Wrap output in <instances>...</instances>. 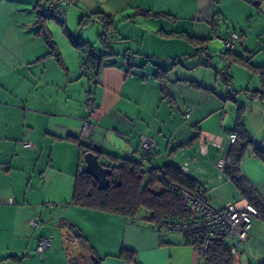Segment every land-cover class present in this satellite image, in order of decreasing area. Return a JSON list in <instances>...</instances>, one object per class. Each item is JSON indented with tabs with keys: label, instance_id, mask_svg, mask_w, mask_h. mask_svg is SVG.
Instances as JSON below:
<instances>
[{
	"label": "crops",
	"instance_id": "crops-1",
	"mask_svg": "<svg viewBox=\"0 0 264 264\" xmlns=\"http://www.w3.org/2000/svg\"><path fill=\"white\" fill-rule=\"evenodd\" d=\"M106 1L112 14L101 15L129 9V19H112L111 54L91 81L80 72L81 54L90 49L73 47L66 21L58 40L45 23L52 50L39 33V0H0V264H72L69 238L78 239L77 264H203L182 234L158 232L147 216L74 205L86 149L137 158L148 138L151 167L187 162L188 176L213 208L241 209L248 200L215 166L241 122L250 142L240 172L264 200V100L258 95L264 91V0ZM98 21L79 22L77 39L97 47L81 28ZM231 34L240 38L226 56L221 40ZM88 96L97 112L82 139ZM204 137L221 150L208 143L202 154ZM41 237L51 239L42 258L36 253ZM123 251L133 252L134 262L121 259ZM235 259L264 264V220L253 219Z\"/></svg>",
	"mask_w": 264,
	"mask_h": 264
},
{
	"label": "trees",
	"instance_id": "trees-1",
	"mask_svg": "<svg viewBox=\"0 0 264 264\" xmlns=\"http://www.w3.org/2000/svg\"><path fill=\"white\" fill-rule=\"evenodd\" d=\"M55 20L65 29L64 21L61 19ZM94 20H99L98 22L102 25V33L98 35L99 41L97 40L99 46L101 42V51H93L92 48L90 49L91 44L83 42L81 38H70L74 48L81 49L87 45L90 49L82 63L89 64V78L91 81L95 79L99 61L101 62L104 57L111 54V38L114 30H116L112 26L110 17ZM46 21L44 15L39 17V33L48 46L55 50V45L45 24ZM90 22L91 19H82L79 25L80 27H86ZM202 43L204 44L206 41L202 40ZM224 55L230 54L225 50ZM258 95L261 100H264V91H258ZM187 112L188 110L185 112V117ZM230 134H235L236 141L229 149L225 168L221 175L226 176L239 193L248 200L249 205L256 209L257 214L255 217L264 220V200L240 172V162L250 142L249 136L241 122H238L237 129ZM87 152H90V149H86L84 154ZM98 156L102 159L101 165L108 169L109 187L99 191L90 176L84 172L78 174L73 194L74 205L132 219L147 216L148 222L158 232L163 231L160 228L161 224L174 223L181 225L196 218L191 207L184 204L181 192L183 190L195 192L201 188L187 173H183L178 167L168 165L159 170L151 167L150 163L154 157V148L152 152L145 156L138 152L137 158L133 156L122 159L109 154ZM144 157L145 161L142 163L140 160ZM184 238L194 248L192 239L189 236ZM243 242L237 243L236 239L229 240L226 237L213 239L207 252L202 256L203 264H235L236 249ZM119 257L127 263H132L135 260V254L130 251H123ZM72 264L74 263L72 262ZM88 264H101V259H94Z\"/></svg>",
	"mask_w": 264,
	"mask_h": 264
},
{
	"label": "built area",
	"instance_id": "built-area-1",
	"mask_svg": "<svg viewBox=\"0 0 264 264\" xmlns=\"http://www.w3.org/2000/svg\"><path fill=\"white\" fill-rule=\"evenodd\" d=\"M238 34H231L227 37H224L221 40L226 51H232L235 42L239 40ZM80 72L83 75H88L90 72L89 64L83 62L80 66ZM85 106L88 110V116L83 121L82 125V136L81 138H87L92 127L93 123L91 118L97 112V104L93 97L88 96L85 100ZM189 116V110L186 113V118ZM227 141L229 148L235 143L236 136L235 134H228ZM201 149L202 154L206 153L208 143H211L213 146L221 150V146L213 141L210 138L204 137L201 140ZM153 142L145 138L142 140L141 145L138 149L139 154L143 156L149 154L153 150ZM227 155L219 156L215 162L216 168L220 173H223L225 168ZM142 163L145 161V157L140 160ZM188 163L185 162L183 167L180 170L183 173H187ZM84 166L81 164L79 168V174L83 173ZM183 202L185 205L190 206L193 212L195 213L196 218L191 222L184 223L181 225L168 223L166 225L161 224L160 228L162 230L170 232H178L184 237L189 236L192 239L194 244V249L201 255H205L209 245L213 239L226 237L227 239H236L237 243L245 241L249 237L250 228L252 226V221L255 218L257 211L251 205H246L243 208H237L235 204H227L224 208L215 209L213 208L202 189L195 192H188L183 190L181 192ZM31 227L37 228V222L33 221ZM51 247V239L49 237H41L38 240V245L36 253L40 258L43 257V254L48 251Z\"/></svg>",
	"mask_w": 264,
	"mask_h": 264
},
{
	"label": "rangeland",
	"instance_id": "rangeland-1",
	"mask_svg": "<svg viewBox=\"0 0 264 264\" xmlns=\"http://www.w3.org/2000/svg\"><path fill=\"white\" fill-rule=\"evenodd\" d=\"M39 1H40V6H41L40 11L44 15V19H48L47 20L48 27L53 32H55L54 36L56 37V40H58L57 38L61 36L62 32L60 29L61 26L54 19H61L62 21H66L67 27L70 30L72 36L75 39H77L78 30H79L78 24L80 22V19H103L105 15H101V14H104V13L112 14V13H109L110 6L106 0H39ZM125 1L128 2V0H125ZM116 4L117 3L115 2V5ZM124 6H126V4ZM127 12H130V10L126 9L123 13L119 15H114L113 18L111 19H129V17H127L129 15H126L128 14ZM137 19H142V18H137ZM125 27L126 26H123V28ZM98 30H100V32ZM81 31L83 32L86 31V33H89L91 37H88V38H90V40H95L94 42H97L98 35L102 33L101 24L97 23V24L90 25L87 28H81ZM97 45L98 46L95 47V49L99 51L98 49L99 44ZM213 45H215L214 42H213ZM100 47H102L101 42H100ZM81 57H85L84 54H81ZM67 237L69 238L68 232H67ZM77 240H78L77 238L76 239L69 238L68 239V249L66 250V252H68L70 255L73 256L72 258H73L74 264H77L76 263L77 262L76 252L78 249L77 246H79L77 244Z\"/></svg>",
	"mask_w": 264,
	"mask_h": 264
},
{
	"label": "water",
	"instance_id": "water-1",
	"mask_svg": "<svg viewBox=\"0 0 264 264\" xmlns=\"http://www.w3.org/2000/svg\"><path fill=\"white\" fill-rule=\"evenodd\" d=\"M99 52L95 47L90 45V49ZM84 173L90 176L97 185L99 191H103L109 187L108 169L100 163L99 156L94 152H87L83 156Z\"/></svg>",
	"mask_w": 264,
	"mask_h": 264
}]
</instances>
